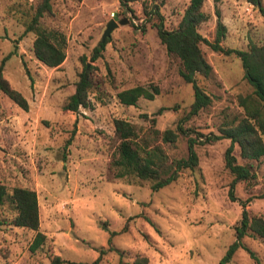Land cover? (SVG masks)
Wrapping results in <instances>:
<instances>
[{
    "label": "rangeland",
    "instance_id": "1",
    "mask_svg": "<svg viewBox=\"0 0 264 264\" xmlns=\"http://www.w3.org/2000/svg\"><path fill=\"white\" fill-rule=\"evenodd\" d=\"M36 1L0 0V59L8 55L2 75L28 104L22 110L0 92V183L34 190L37 230L44 240L30 250L34 231L8 224L15 212L4 203L0 264H50L53 256L60 264H133L141 256L146 264H264V240L251 233L240 239L251 256L238 247L221 262L241 210L264 218V156L251 162L253 177L234 184L235 200L227 196L232 175L223 163L229 144L225 138L196 144L197 165L156 191L148 181L115 176L111 164L118 142L114 118L133 124L140 143L158 145L168 160L186 155L184 135L165 143L152 131L174 130L192 101V90L178 74V59L159 42L153 26L157 17L149 10L155 4L170 29L188 0H139L130 3L131 11L117 0H52L39 24L64 36V59L57 67L34 57V34L23 32ZM260 4L264 8V0ZM214 7L225 26L222 47L245 50L248 42H262L263 20L250 0H203L206 19L197 30L207 42L214 38ZM113 15L116 26L91 60L92 48L104 41L99 42L102 31ZM199 47L211 73L196 81L210 103L182 122L192 136L217 134L223 122L242 114L236 97L252 91L237 57L213 51L205 42ZM83 63L93 66L96 80V89L88 94L91 107L64 111L61 106ZM150 84L159 90L153 99L124 105L116 98L122 89ZM158 107L166 109L155 114ZM232 153L238 163L244 162L236 144ZM99 248L105 251L93 262Z\"/></svg>",
    "mask_w": 264,
    "mask_h": 264
},
{
    "label": "trees",
    "instance_id": "2",
    "mask_svg": "<svg viewBox=\"0 0 264 264\" xmlns=\"http://www.w3.org/2000/svg\"><path fill=\"white\" fill-rule=\"evenodd\" d=\"M51 1L37 0L35 2L23 32L30 31L34 34L31 44L34 57L47 67H57L64 59V36L56 30H47L39 24L44 14L50 11ZM135 1L139 0H117L118 5L125 11H131L129 5ZM250 1L257 8L264 24V8L260 4V0ZM202 3L203 0H188L176 26L170 29L163 25V18L155 4L149 10V13L157 17L153 26L159 42L164 45L168 54L178 59L180 65L178 74L185 83L190 84L192 90V101L187 111L178 119L174 130L163 129L158 131L153 129L152 131L165 143H172L178 135H184L186 137L185 157L168 160L167 155L158 145L145 146L140 143L138 131L133 124L124 119L114 118L112 125L118 142L115 148L116 156L111 159V164L115 169V176L148 181L150 190L156 191L174 181L184 169H193L197 165V155L194 149L196 144L225 138L229 140V144L223 152V163L232 175L228 184L227 196L229 200H235L233 196L234 184L237 181L253 177L251 162L264 156V31L260 44L248 42L245 50L224 48L220 45V40L224 36L225 26L221 22L218 8L214 7V38L212 42H207L197 30L198 25L206 19V15L201 10ZM107 41L108 37L92 48L91 60L100 55V51ZM201 42L207 43L213 51L225 55L233 54L237 57L243 70V78L251 86L252 91L249 94L236 97L237 105L241 107L242 114L223 122L218 127L217 134L209 132L208 134L198 133L192 136V131L184 128L182 122L191 118L210 103V97L196 81L197 76L205 78L211 73V66L205 60L199 47ZM7 57L8 55L0 59V92L22 110H27L26 99L18 90L12 88L2 75L3 64ZM92 69L91 64L83 63L74 82L73 92L62 104V110L76 112L79 107H91L88 94L96 89V80H94ZM158 92L157 86L153 84L149 86L133 85L116 92L115 95L119 103L135 105L139 98L150 100ZM164 109L166 108L158 107L155 114H160ZM150 121L154 122V118H151ZM73 133L74 129L65 139L64 148L69 145ZM234 144L238 147V154L244 161L243 163H238L232 153ZM4 203L15 212L8 224L34 231L29 249L34 250L39 247L44 240V235L37 230L39 219L34 190L20 186L7 188L0 183V206ZM241 205L244 207L245 202H241ZM247 233L264 240V218L248 216L246 211L242 209L239 224L234 227V240L227 246L221 262H226L238 247L245 248L240 239ZM113 234L114 232H109L108 244H110V237ZM109 249L112 248L109 246ZM246 250L251 256V252ZM104 251L103 248H99L97 257L93 262L97 261ZM146 263L147 259L144 256L133 259V264ZM50 264H60L59 257L53 256Z\"/></svg>",
    "mask_w": 264,
    "mask_h": 264
},
{
    "label": "water",
    "instance_id": "3",
    "mask_svg": "<svg viewBox=\"0 0 264 264\" xmlns=\"http://www.w3.org/2000/svg\"><path fill=\"white\" fill-rule=\"evenodd\" d=\"M114 19H116V15H113L111 19H109L104 26V29L102 31L101 37H100V41L102 42L104 40L105 37H107L109 35L110 30L116 26V23L114 22ZM119 23H124V20H119Z\"/></svg>",
    "mask_w": 264,
    "mask_h": 264
}]
</instances>
